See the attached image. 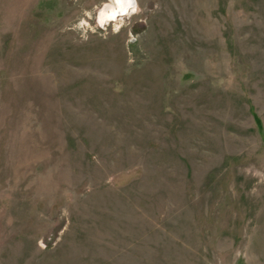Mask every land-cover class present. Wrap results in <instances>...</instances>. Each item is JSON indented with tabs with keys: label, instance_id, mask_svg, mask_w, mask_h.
<instances>
[{
	"label": "rangeland",
	"instance_id": "1",
	"mask_svg": "<svg viewBox=\"0 0 264 264\" xmlns=\"http://www.w3.org/2000/svg\"><path fill=\"white\" fill-rule=\"evenodd\" d=\"M110 4L0 0V264H264V0Z\"/></svg>",
	"mask_w": 264,
	"mask_h": 264
},
{
	"label": "bare ground",
	"instance_id": "2",
	"mask_svg": "<svg viewBox=\"0 0 264 264\" xmlns=\"http://www.w3.org/2000/svg\"><path fill=\"white\" fill-rule=\"evenodd\" d=\"M135 3L136 0H111V4L106 7L104 6L105 9L101 11L99 15L100 19L105 20L106 18H115L125 13L129 14L134 9Z\"/></svg>",
	"mask_w": 264,
	"mask_h": 264
}]
</instances>
